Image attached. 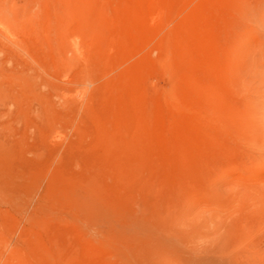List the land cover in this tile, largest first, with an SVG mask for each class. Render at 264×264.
I'll return each instance as SVG.
<instances>
[{
    "label": "rangeland",
    "instance_id": "1",
    "mask_svg": "<svg viewBox=\"0 0 264 264\" xmlns=\"http://www.w3.org/2000/svg\"><path fill=\"white\" fill-rule=\"evenodd\" d=\"M0 264H264V0H0Z\"/></svg>",
    "mask_w": 264,
    "mask_h": 264
},
{
    "label": "bare ground",
    "instance_id": "2",
    "mask_svg": "<svg viewBox=\"0 0 264 264\" xmlns=\"http://www.w3.org/2000/svg\"><path fill=\"white\" fill-rule=\"evenodd\" d=\"M257 101V100H256ZM248 110H250V111H252L253 112V114L256 112V109L254 110V107L253 108H249L248 107ZM248 110H247V112H248ZM246 113V112H245ZM252 114V115H253ZM256 115V114H255ZM246 116H249V114H247ZM252 117V116H251Z\"/></svg>",
    "mask_w": 264,
    "mask_h": 264
}]
</instances>
